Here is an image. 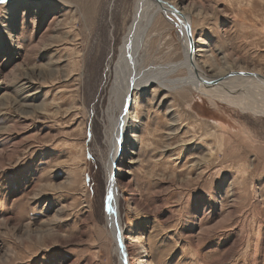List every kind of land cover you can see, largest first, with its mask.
<instances>
[{
    "label": "rangeland",
    "instance_id": "rangeland-1",
    "mask_svg": "<svg viewBox=\"0 0 264 264\" xmlns=\"http://www.w3.org/2000/svg\"><path fill=\"white\" fill-rule=\"evenodd\" d=\"M164 1L191 16L206 71L264 75V0ZM136 9L0 3V264H120L106 110ZM173 17L147 24L137 71L156 81L113 163L133 264H264V113L194 91L184 68L167 73L184 59Z\"/></svg>",
    "mask_w": 264,
    "mask_h": 264
},
{
    "label": "bare ground",
    "instance_id": "bare-ground-1",
    "mask_svg": "<svg viewBox=\"0 0 264 264\" xmlns=\"http://www.w3.org/2000/svg\"><path fill=\"white\" fill-rule=\"evenodd\" d=\"M165 4L167 6L166 12L168 13V16L173 15L174 9H178L176 6H172L171 4L169 5V2L167 3V1H165ZM135 5L138 10H135L133 21L127 27V33L125 32L126 35L122 38L123 45L120 52L122 50L121 54L124 55L122 59L121 56L120 58L118 56L116 61V76L109 91V104L106 110L109 123L106 135H109V138L111 139L113 138L112 141L115 146H113L114 148L112 147L114 149V153L108 165L110 173L108 176L105 216L108 224L109 235L111 239H113L112 241H114V251L117 255H119L121 260L120 264H133L134 259L130 254L131 245L125 237L120 216V194L118 193L119 185L118 180L113 173L114 157L119 151V142L123 144L125 142L124 134L128 131L131 132L132 130L130 121H138L137 110L139 107L137 108V102L139 100V92L144 90L151 82L156 81V79L151 76H141L137 71L138 49L143 36L147 32V24H151L154 21V18L162 13L160 5L154 0H135ZM187 14L186 12L181 11V14H178V18L176 16L171 18L173 23L176 22L175 20H177V22L179 21L178 26H180L181 32L183 33L184 59L182 62L171 66L167 73H172L179 68H184L187 73V79L185 82L189 83L194 91L205 94L210 98L217 97L229 99L230 101L236 102L243 110H247L248 108L254 110L255 107H258L261 109L260 111L264 113V79H262V77L244 75L227 77L226 75L230 73L228 70H225V73L222 72L221 75L209 73L203 68L198 60V54H196L197 52L194 54V57L191 58L189 52V42L187 38L184 37L185 33L183 27L186 21H189L191 24V16ZM194 42L196 44L195 38ZM196 51H201V49H196ZM110 67L111 74L113 75L114 69L112 66ZM162 70H164V68ZM200 76L206 77L207 79L218 77L220 79L217 84L206 85L201 81ZM132 94L133 100L134 97L136 100V116H134L133 120H130L133 108L131 107L132 103H130V100L133 102L131 98ZM258 102L259 104H257Z\"/></svg>",
    "mask_w": 264,
    "mask_h": 264
},
{
    "label": "water",
    "instance_id": "water-1",
    "mask_svg": "<svg viewBox=\"0 0 264 264\" xmlns=\"http://www.w3.org/2000/svg\"><path fill=\"white\" fill-rule=\"evenodd\" d=\"M154 1H156L160 5L162 12L165 13L167 11V6H166L164 0H154ZM173 11H174L173 15L178 18V14H181V11L178 9H174ZM183 27H184V33H185L184 37H186L188 42H189V47H190L189 52H190V56L192 58V57H194V54L196 53V45H195L194 38H193L192 26H191L189 21H186L184 23ZM241 75L262 77V79H264V75H262L258 72H253V71H231L226 76L230 77V76H241ZM200 79L206 85H214V84L218 83L220 78L218 77V78L207 79L206 77L200 76ZM131 98L133 100V94L131 95ZM130 103H132L131 100H130Z\"/></svg>",
    "mask_w": 264,
    "mask_h": 264
},
{
    "label": "snow or ice",
    "instance_id": "snow-or-ice-1",
    "mask_svg": "<svg viewBox=\"0 0 264 264\" xmlns=\"http://www.w3.org/2000/svg\"><path fill=\"white\" fill-rule=\"evenodd\" d=\"M0 3H5V0H0Z\"/></svg>",
    "mask_w": 264,
    "mask_h": 264
},
{
    "label": "crops",
    "instance_id": "crops-1",
    "mask_svg": "<svg viewBox=\"0 0 264 264\" xmlns=\"http://www.w3.org/2000/svg\"><path fill=\"white\" fill-rule=\"evenodd\" d=\"M122 45H123V43H122ZM120 49H121V48H120ZM119 52H120V51H119ZM121 52H122V50H121ZM121 52H120V53H121ZM119 55H120V54H119Z\"/></svg>",
    "mask_w": 264,
    "mask_h": 264
}]
</instances>
